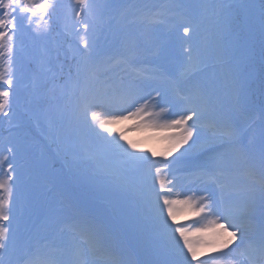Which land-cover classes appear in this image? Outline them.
<instances>
[{
    "label": "snow or ice",
    "instance_id": "6c2138e0",
    "mask_svg": "<svg viewBox=\"0 0 264 264\" xmlns=\"http://www.w3.org/2000/svg\"><path fill=\"white\" fill-rule=\"evenodd\" d=\"M75 4L79 6L73 9L75 19L80 20L85 29L79 40L83 48L78 45L73 51V64L67 72L59 62V47L45 53L38 63L39 83L33 91L34 100L47 112L61 117L64 109L70 106L74 123L68 129L69 134L76 130L90 134L104 151L118 154L129 170L141 173L143 190L134 191L120 182L115 186L120 192L132 195L148 206L154 236L168 257L163 264H264V109L257 131L254 115L242 103L246 77L233 49V5L221 3L215 6L219 9L224 27L211 52L206 48L202 50L190 46L186 50L187 61L183 71L179 76L171 77L165 73L145 76L136 71L134 61L138 56V43L131 34L125 41V51L118 58H102L95 54L96 36L93 32L89 37V25L80 18L85 10L92 13L96 5L89 0H75ZM61 7L58 0H0V116L11 118L14 98L20 87L16 38L25 22L32 24L36 18L44 20L42 29L37 26V38L46 39L50 35L49 21L57 16ZM243 7L245 18L253 20L257 12L254 0ZM258 11L261 25L260 59L264 68V0H259ZM145 19L149 23H163V20ZM182 30L184 36H188L190 31L195 35L197 31L192 23H185ZM209 56L214 59L213 67L224 74L225 87L234 101L230 106L214 104L197 79L208 67ZM253 59L254 53L250 50L249 64ZM115 66H123L126 72H134V79L121 76L118 83H110L105 75ZM161 83L164 87L159 86ZM4 85L7 87L4 88ZM211 113L217 117L209 125L211 134L217 143L224 146L208 157L201 172V177L211 188L206 189L207 195L172 199L167 193L174 194L175 185L168 187L172 180L165 178L164 172L197 146L205 127L203 122ZM129 120L141 121L137 127L177 130L179 134L169 138L175 142L173 150L187 144L194 135L196 139L177 157V161L171 164L154 161L151 156L156 153L151 156L137 155L120 143L123 133L119 138L106 135L111 134L116 125ZM189 121L192 123L189 124ZM132 147L135 148V145ZM7 151L8 155L0 157V167H7V172L0 178V256L9 253L12 247V224L9 221L16 219L12 214L16 207V178L13 176L16 168L9 159L14 150L8 148ZM241 162L249 165L242 192L237 189L234 179L235 170ZM148 176L152 180L150 186L146 183ZM177 204L198 214L204 213L200 225L195 228H173L169 219L175 221L174 205ZM65 210L72 215L71 224L60 220ZM44 227L53 235L57 232L68 233V243L63 248L45 245L42 252L21 249L8 264H99L97 257L102 256L106 257L103 264H126L115 254L107 253L104 227L84 216L70 203L65 204L64 208L49 209ZM205 230L214 234L211 241L189 239L190 232ZM236 241L239 242L229 251ZM205 246L219 254L209 259H199L202 254L200 250Z\"/></svg>",
    "mask_w": 264,
    "mask_h": 264
},
{
    "label": "rangeland",
    "instance_id": "374dc122",
    "mask_svg": "<svg viewBox=\"0 0 264 264\" xmlns=\"http://www.w3.org/2000/svg\"><path fill=\"white\" fill-rule=\"evenodd\" d=\"M230 1H233V0H230ZM234 1L238 2V0H234ZM169 2L171 3V5L176 6V7H185V11H187V9H186L187 5H188L187 3L191 4V3L194 2V0H190L189 2L187 0H169ZM221 3H228L229 4V3H232V2H228V0H215V2H214V4H217V5H219ZM111 6L112 5L110 3L109 6H108L109 10H112ZM194 7H195L196 15H197L196 16L197 21H195L196 22L195 28L197 29V31H196V34L193 35V40H194L195 46L197 48L199 46L202 49V46H204V44H202L203 37L201 35L203 34V30H201V25H203V23L205 21V18H201L200 17L201 12H202V7L199 6V5L194 6ZM72 8L74 9V8H78V7H72ZM100 10L105 11L104 8L100 9V7L98 8V6H96V8L91 13V15L99 13ZM121 13H122V11H119L117 13V17H116L117 21H118V19H120L122 17V16L121 17L119 16V15H121ZM232 15H233V13H232ZM233 18H235L234 15H233ZM120 20H122V22H125V18L124 17L121 18ZM206 25L215 26V25H213L212 22L211 23L208 22ZM217 25H218L219 28H221V30L223 29L224 24H223V20H222L221 16L218 18V24ZM231 27H232V25H231ZM132 28H137V27L136 26H132ZM147 32H148V30L144 31V33L146 35H147ZM219 32H216L217 36H218ZM149 37L151 38V41L153 42L155 47H157V48L160 47L161 44L156 40L155 37H152V36H149ZM174 42H176V41L175 40L169 41V43L165 45L164 49L168 51V50H171L172 48H174L175 46H177L178 44L175 43V45H174ZM179 48L181 49V47H179ZM176 50H173L172 53H175V54L181 53V51L178 52V50L177 51ZM246 50L250 51L251 48H246ZM181 57H182V59L180 60V64L176 65V67L178 69H180V70H182L183 66H185L186 61H187L185 56L184 57L181 56ZM20 61L21 60H19V62ZM16 67H17V75H18L19 80H20L22 77L20 76L21 70H20V64L18 62H17ZM22 81H23V79H22ZM50 114L52 115V117H51L52 127L54 126L53 128H54V131H55L53 133V135H55V139L57 140L58 144L62 143V145H64V148L62 149V153H64L65 155H68L69 157H71L72 160L73 159L74 160H80L82 157H85V156H88V155H92V156H95L98 161L105 160V163H107V164H111L112 163L113 167H107L108 169L117 170V171H119L118 173L120 175H126L127 174L126 171H124L123 169H126V170H129V169L123 163L121 157L118 154L109 153V152L104 151V149H102V147L94 140V138H92L90 136V134H88V133H86V132H84L82 130H76V131L72 132L71 134H69L68 129L70 127H72L73 123H74L73 120H72V110H71L70 106H68V107H66L64 109L62 117L58 116L57 114L52 113V112ZM10 121L14 122V119L10 120ZM3 122H4V120L0 119V125L2 127H7L9 124H11L10 122H5V123H3ZM20 122H21V124L23 123L22 120H20ZM120 132L123 133V134L125 133L124 130H116L115 131V135H110L108 133L106 135H110V138H118V135H119ZM149 138H151V137H143V136H141L139 138H135L134 139L135 142H131V150L135 149V151H138V152H135V153H139V152L144 153V152H146L149 149V147L154 142H156L154 139H149ZM8 140H9L8 142L5 140L6 142H4V143H6V145H8V146H11L12 142H13V138H9ZM167 143L171 144V143H175V142L170 140V139H168ZM132 145H135V148H133ZM3 147H4V145H0V149H3ZM29 147L35 148V146H32V145H30ZM26 150H28V148H26ZM40 151L45 153L43 151V149H41ZM174 151H175V153L174 152L173 153L170 152V156H172L173 154H174V156L176 154H178V153H176V151H178V148H176ZM0 152L2 154H5L2 151H0ZM24 152H25V150H24ZM22 153H23V150L20 149V150L16 151L15 155L18 156V155H21ZM45 155H46V153H45ZM0 157H2L1 154H0ZM24 165H22V166H24ZM40 165H41L42 169H45V170L46 169H51V165H53V162H52V160L50 158L44 157L43 160L40 162ZM22 166H18V167L22 170ZM56 170H59V169L57 168ZM1 173L3 174V171H1ZM51 176L54 179H60L61 180L62 179L61 177L63 175L58 174V172H53V174ZM48 181H50V179ZM151 182H152L151 179L149 180V179L146 178L147 185L150 186ZM143 186H144V183H142L141 180L140 181L136 180L132 184V187H133L132 189L134 191L143 190L144 189ZM19 187H20V189H19ZM41 187L45 188L46 186H44V184H41ZM142 187H143V189H141ZM158 187H159V184H156V190L158 189ZM17 188H18L17 190H19V191H21V190L25 191L27 187H26V185L20 184V182H18ZM35 188H36L35 191H37L38 185H36ZM29 192L30 191H25L24 193L26 195L25 196L21 195V198H23V200H25V201L28 200V202L33 200L31 198L32 195ZM53 194H55V193H53ZM56 194H58V193H56ZM135 201H137V200H135ZM29 208H31V207H29ZM138 210H141V211L144 210V204H141V206L138 207ZM36 211H38V210H36ZM13 213H14V211H13ZM35 217L37 219L38 218L41 219V215L40 214H37L36 216H34V219H35ZM3 256H5V255H3ZM3 256H1V257H3Z\"/></svg>",
    "mask_w": 264,
    "mask_h": 264
},
{
    "label": "bare ground",
    "instance_id": "6f19581e",
    "mask_svg": "<svg viewBox=\"0 0 264 264\" xmlns=\"http://www.w3.org/2000/svg\"><path fill=\"white\" fill-rule=\"evenodd\" d=\"M132 122H133V120H129V121H126V122L121 123L120 125H116L115 128H114V130H121L120 128H122V127H124V129L127 130L128 128H126V127H128ZM137 134H138L137 131H133V130L130 131L129 135H127V136L125 135V137H126L125 142L128 143V141H130V139H132V138H135L137 136ZM164 147H165V145H164L163 142H157L154 145H152V149L151 150H152L153 153H155V150L157 148H164ZM173 185H175V187L173 189V193L174 194L169 193L170 194V197L172 199H176V200H183L184 193L179 190L178 186L176 185V182L169 184L168 187H173ZM180 206H181V210H180ZM183 208H184L183 205H180V204L174 205V209H175V211H174L175 221L172 220V222H178V221L185 220V218H184L185 217V212H184V209ZM176 209L178 211H176ZM191 216L192 215L190 213H188L187 219H191ZM192 219L194 221H196L194 218H192ZM169 221H170V219H169ZM194 223H196V222H194ZM173 227H175V226H173Z\"/></svg>",
    "mask_w": 264,
    "mask_h": 264
}]
</instances>
